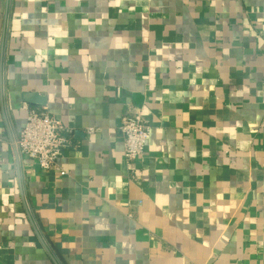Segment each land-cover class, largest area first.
<instances>
[{
  "label": "crops",
  "instance_id": "obj_1",
  "mask_svg": "<svg viewBox=\"0 0 264 264\" xmlns=\"http://www.w3.org/2000/svg\"><path fill=\"white\" fill-rule=\"evenodd\" d=\"M43 106L66 145L22 190ZM0 264H264V0H0Z\"/></svg>",
  "mask_w": 264,
  "mask_h": 264
},
{
  "label": "built area",
  "instance_id": "obj_2",
  "mask_svg": "<svg viewBox=\"0 0 264 264\" xmlns=\"http://www.w3.org/2000/svg\"><path fill=\"white\" fill-rule=\"evenodd\" d=\"M90 132L93 128L89 129ZM120 131L125 145V158L128 162L143 154L150 136V126L143 120L141 113L135 111L121 119ZM61 121L50 114L46 106L31 108L26 122L15 136V143L22 157L36 160L40 166L49 170L57 165L66 145L62 135ZM66 172L61 170V174Z\"/></svg>",
  "mask_w": 264,
  "mask_h": 264
},
{
  "label": "water",
  "instance_id": "obj_3",
  "mask_svg": "<svg viewBox=\"0 0 264 264\" xmlns=\"http://www.w3.org/2000/svg\"><path fill=\"white\" fill-rule=\"evenodd\" d=\"M25 96H26L25 99L27 101L31 102V103H38V104H44L45 103V98L39 96V94L37 92L28 93ZM136 98H138L137 105L138 106H141V100H142L141 95L140 94H136ZM12 142H13V149H14V154H15V158H16L17 168H18V176H19L20 186H21V188L23 190V180H22V170H21V155H20L19 150H18V147H17V145L15 143V137L14 136H12ZM22 192H23L22 193L23 194V197L25 199L24 191H22ZM24 202H26V201L24 200ZM38 235L40 237V240H41L42 244L44 245V247L46 248V250L52 256V254H51V252L49 250V247L46 244L44 238L41 237V235L39 233H38ZM52 258H53V256H52Z\"/></svg>",
  "mask_w": 264,
  "mask_h": 264
}]
</instances>
